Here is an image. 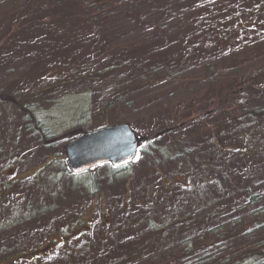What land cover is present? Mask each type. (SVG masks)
I'll return each mask as SVG.
<instances>
[{
	"label": "rangeland",
	"instance_id": "1",
	"mask_svg": "<svg viewBox=\"0 0 264 264\" xmlns=\"http://www.w3.org/2000/svg\"><path fill=\"white\" fill-rule=\"evenodd\" d=\"M177 5L172 13L175 21H180L179 30L163 34L167 42L157 47V59L149 64L170 65L181 57L188 41L192 54L184 63L188 68L182 76L184 81L145 80L139 100L117 110L105 108L116 96L111 90L114 80L128 70L117 71L111 84L92 94L89 83L69 80L71 69L57 68L65 55L82 50L84 45L86 48L90 35L67 39L62 34L26 33L15 40L14 46L0 50V184L12 175H26L6 195L0 186V261L13 258L7 264H114L142 249L133 258L145 262L147 255L164 254L167 246L190 234L191 223L180 228L179 222L194 198L197 175L207 179L216 175L223 182L224 176L239 182L247 179L242 174L228 177L235 162L227 161L226 150L222 154L215 151L205 131L213 128L218 117H225L224 108L200 115L199 119L206 117L201 126L180 119L189 111L201 114L202 109L195 107L198 98L208 100L211 92L217 98L235 82L224 75L215 79L211 76L229 66L257 60L254 49L264 46V0H177ZM245 36L249 37L246 47L239 48ZM150 39L161 41L155 35ZM171 39L174 43L168 41ZM97 40L93 51L102 48L103 39L97 36ZM130 50L125 47L120 51ZM8 55H12L10 59L1 60ZM234 56L241 58L234 60ZM199 103L208 104L202 100ZM116 122L128 123L140 139L166 128L168 133L152 141L151 146L164 147L169 155L157 151L151 154L147 144L128 168L112 171L109 164H104L78 176L68 172V144ZM180 147L192 150L191 162ZM194 160L197 163L193 164ZM210 162L215 172L209 168ZM222 194L229 195L224 208L241 197L232 189H211L208 193L220 199ZM149 216L167 239L148 231ZM135 218L139 223L133 225ZM42 245H49V249L40 255L35 249Z\"/></svg>",
	"mask_w": 264,
	"mask_h": 264
},
{
	"label": "trees",
	"instance_id": "2",
	"mask_svg": "<svg viewBox=\"0 0 264 264\" xmlns=\"http://www.w3.org/2000/svg\"><path fill=\"white\" fill-rule=\"evenodd\" d=\"M177 6V0H0V28L3 29L0 31V50L14 46L17 44L15 40L26 33L43 32L46 36L62 34L67 39H80L90 35L86 48L84 45L82 50L76 49V53L65 55L57 68L71 69L68 72L69 80L89 83L92 94H97L98 89L102 91L101 88L113 81L117 71L128 70L129 73L114 80L115 85L111 90L116 96L107 101L105 108L117 110L139 100L145 80L151 82L162 79L177 84L184 81L182 76L188 70L187 63H184L190 61L192 54V44L188 41L181 57L170 65L149 64L157 59L154 56L157 47L167 42L163 34L166 36L179 30L177 24L180 21H175V13H172ZM209 14L211 15V11ZM122 31L125 33H121ZM139 32L145 38L142 39ZM153 35L159 36L161 41L150 39ZM97 36L103 39L100 42L102 48L93 51V47L99 43ZM125 36L131 37L127 40L123 38ZM248 38H241L238 47L245 48ZM168 41L174 43L172 39ZM125 47H130L131 50L120 51ZM257 48L254 49L258 52L255 62L235 64L216 73V76H211L212 79L222 75L234 78L235 82L229 84L226 92L217 98L211 92L208 100L206 97L198 98L195 107L202 109V113H197V116L189 111L180 119L192 126H201L206 117L199 119L200 115L215 112L217 107L224 108L225 117H218L213 128L205 131H208L215 151L222 154L226 150L227 161L235 162V167L228 170V177H239L242 174L247 179L239 182L233 181L234 178L226 180L224 176L223 182L218 181L216 175L209 179L197 175L193 186L194 198L179 222L180 228L183 224L191 223L190 234L167 246L164 254L147 255L145 262L133 258L142 252V249H138L133 257L124 255L115 260L114 264H128V259L131 258V264H264V46ZM247 55L249 52L245 56ZM11 56L1 60L10 59ZM238 58L241 56L233 57L234 60ZM48 73L49 71L47 75ZM136 93L137 96L134 97ZM128 97L131 100H127ZM201 100L208 104L200 106ZM167 133L166 128L154 133L151 136H157L140 145L139 151L147 144L151 146L152 141H157L160 135ZM151 148V154L157 151L162 156L169 155L164 147ZM180 149L191 162V157L194 156L192 150ZM195 162L197 163L194 160L193 164ZM109 167L112 171L120 170L110 164ZM209 168L215 172L213 163L210 162ZM95 179H92L93 183L96 182ZM211 189L220 192L232 189L240 193L241 197L224 208L229 195L222 194L223 199L210 197L208 193ZM238 211L240 212L235 213ZM184 218L190 220L184 221ZM28 219L25 216V220ZM136 220L138 219L133 220V225L139 223ZM146 226L150 233L163 240L167 239L164 230L155 224L152 216L146 219ZM35 250L39 251L38 248ZM12 259L0 261V264H7Z\"/></svg>",
	"mask_w": 264,
	"mask_h": 264
},
{
	"label": "water",
	"instance_id": "3",
	"mask_svg": "<svg viewBox=\"0 0 264 264\" xmlns=\"http://www.w3.org/2000/svg\"><path fill=\"white\" fill-rule=\"evenodd\" d=\"M139 142L128 123L89 131L67 146L69 169L82 173L105 163L115 167L127 166L136 158Z\"/></svg>",
	"mask_w": 264,
	"mask_h": 264
},
{
	"label": "flooded vegetation",
	"instance_id": "4",
	"mask_svg": "<svg viewBox=\"0 0 264 264\" xmlns=\"http://www.w3.org/2000/svg\"><path fill=\"white\" fill-rule=\"evenodd\" d=\"M66 158H67V155L65 156ZM66 165H67V169H68V171L69 172H71L70 170H69V167H68V164H67V159H66ZM126 167V166H125ZM124 167H121V168H119V169H123ZM72 173V172H71ZM14 174V173H13ZM33 174V173H32ZM73 174V173H72ZM23 176H26V175H12V177L7 181V182H5V183H2L1 182V184H0V186H1V188H2V194H7L10 190H11V188H12V186H14V185H16L20 180H22L23 179ZM30 176H32V175H30ZM73 176H78V174H74ZM16 221H14V222H12L11 224H13V223H15ZM10 225V224H9ZM51 242L53 241H55L54 239H51L50 240ZM38 249H39V252H40V255H42V254H44L43 253V251H45V250H48L49 249V245L48 246H40V247H38ZM32 258H35V256L34 257H32Z\"/></svg>",
	"mask_w": 264,
	"mask_h": 264
}]
</instances>
